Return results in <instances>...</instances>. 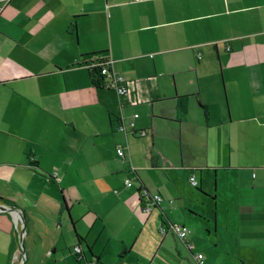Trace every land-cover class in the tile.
<instances>
[{"label": "crops", "instance_id": "crops-1", "mask_svg": "<svg viewBox=\"0 0 264 264\" xmlns=\"http://www.w3.org/2000/svg\"><path fill=\"white\" fill-rule=\"evenodd\" d=\"M0 7V264H264V0Z\"/></svg>", "mask_w": 264, "mask_h": 264}, {"label": "built area", "instance_id": "built-area-1", "mask_svg": "<svg viewBox=\"0 0 264 264\" xmlns=\"http://www.w3.org/2000/svg\"><path fill=\"white\" fill-rule=\"evenodd\" d=\"M0 10H1V7H0ZM108 64L111 67L110 59H108ZM100 72L103 76L108 77L107 79L109 81L108 88H110L112 91H115L120 98L128 94V91H129L128 82L122 75H119L113 71L110 74L107 71V69H103V68L100 70ZM137 117L138 115H134L130 119V117H127L126 111L122 107L120 111V115L118 117V129L120 131H126L125 121L128 119H130V124L133 127L134 120ZM117 153L120 157L125 156V149L123 145H118ZM189 182L193 187L198 186V181L195 175L193 174L190 175ZM125 185L127 187H131L133 185V181L130 178H128L125 181ZM141 201L143 203L140 207L141 212L144 214H149L154 208H157L161 205V203L163 202V198L160 194H151V193H148L146 190H144L143 192H141ZM21 221H22V218H20V216H16L15 218L16 227L18 228L21 227ZM169 228L182 241H186V239L188 238L191 232V230L187 226L182 225V224H173ZM20 238H22V235L20 236ZM73 253L76 254L80 259L83 258L82 248L75 247L73 250ZM202 258H203L202 254H199L197 256V259L200 260V264H203ZM86 264H97V263L95 260H86Z\"/></svg>", "mask_w": 264, "mask_h": 264}, {"label": "trees", "instance_id": "trees-1", "mask_svg": "<svg viewBox=\"0 0 264 264\" xmlns=\"http://www.w3.org/2000/svg\"><path fill=\"white\" fill-rule=\"evenodd\" d=\"M86 63H85V67L87 70V76L88 79L90 80L91 84L96 88V89H108L111 90L110 88H108L109 85V81L107 80L108 77L103 76L100 72V70L103 69H107V71L111 74L112 70L110 65L108 64V56L106 54V52H98V53H94V54H89L86 55L85 57ZM0 200L2 201H6L5 199L0 197ZM65 212L68 216L69 212L68 209L65 208ZM70 219V218H69ZM75 247H80L82 248V246L80 245V243H78L77 245L74 246ZM83 249V248H82ZM74 258L78 261V262H82V260L85 259V253L83 250V258H79L76 254L73 253Z\"/></svg>", "mask_w": 264, "mask_h": 264}, {"label": "water", "instance_id": "water-1", "mask_svg": "<svg viewBox=\"0 0 264 264\" xmlns=\"http://www.w3.org/2000/svg\"><path fill=\"white\" fill-rule=\"evenodd\" d=\"M6 211H8L9 213H14L15 212V209L14 208H7V209H5ZM22 241V240H21Z\"/></svg>", "mask_w": 264, "mask_h": 264}, {"label": "bare ground", "instance_id": "bare-ground-1", "mask_svg": "<svg viewBox=\"0 0 264 264\" xmlns=\"http://www.w3.org/2000/svg\"><path fill=\"white\" fill-rule=\"evenodd\" d=\"M0 1H3V0H0ZM2 9V8H1Z\"/></svg>", "mask_w": 264, "mask_h": 264}]
</instances>
